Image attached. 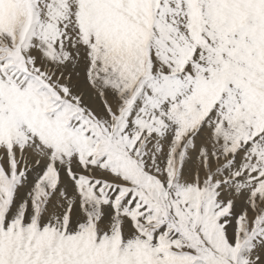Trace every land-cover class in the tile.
Listing matches in <instances>:
<instances>
[{
  "label": "snow or ice",
  "instance_id": "1",
  "mask_svg": "<svg viewBox=\"0 0 264 264\" xmlns=\"http://www.w3.org/2000/svg\"><path fill=\"white\" fill-rule=\"evenodd\" d=\"M0 264H264V0H0Z\"/></svg>",
  "mask_w": 264,
  "mask_h": 264
}]
</instances>
